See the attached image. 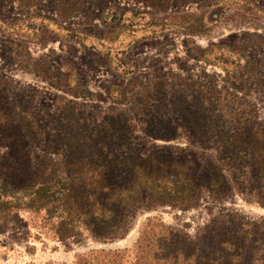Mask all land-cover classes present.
I'll return each mask as SVG.
<instances>
[{
  "label": "rangeland",
  "instance_id": "obj_1",
  "mask_svg": "<svg viewBox=\"0 0 264 264\" xmlns=\"http://www.w3.org/2000/svg\"><path fill=\"white\" fill-rule=\"evenodd\" d=\"M68 1L0 0V264H198L215 219L261 223L257 203L203 190L187 209L137 204L110 241L84 230L59 240L64 224L82 222L77 214L5 217L3 177L22 155L65 171L73 155L184 149L182 129L173 141L146 131L195 124L201 112L212 115L217 96L225 112L248 105L264 119V0H86L79 11ZM14 107L24 114L6 130L3 109ZM34 123L41 133L32 138Z\"/></svg>",
  "mask_w": 264,
  "mask_h": 264
},
{
  "label": "trees",
  "instance_id": "obj_2",
  "mask_svg": "<svg viewBox=\"0 0 264 264\" xmlns=\"http://www.w3.org/2000/svg\"><path fill=\"white\" fill-rule=\"evenodd\" d=\"M85 1L68 3L79 11ZM226 107L217 96L212 115L201 112L195 124L169 122L163 135L155 129L146 131L149 137L173 141L182 129L189 141L184 149L158 147L147 154L135 148L130 154L117 156L73 155L68 162L71 167L65 165V171L57 170L55 164L45 159L31 166L29 155H22L25 162L20 159L19 167H7L8 173L3 177L4 215L9 217L21 209L43 212L49 220L77 214L82 216V222L62 223L59 240L84 230L110 241L121 235L127 213L143 202L149 208L157 203H173L187 209L194 206L197 193L203 190L214 199L240 195L264 207V119L257 120L253 106L225 112ZM23 114L19 107L3 109L5 129ZM26 130L32 138L41 133L37 123ZM74 135L76 131L68 130V136ZM130 140L137 141L133 136ZM131 143L133 147L144 146ZM198 149L214 154L199 155ZM217 222L221 223L220 233L209 230ZM213 224L205 230L210 233V244L194 254L198 264H264V220L248 223L238 214H228L215 219ZM214 234L217 236H211Z\"/></svg>",
  "mask_w": 264,
  "mask_h": 264
}]
</instances>
